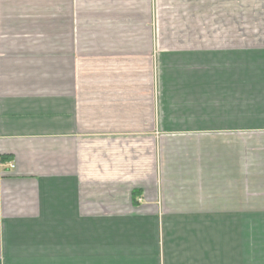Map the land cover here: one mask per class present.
<instances>
[{
  "label": "crops",
  "instance_id": "1",
  "mask_svg": "<svg viewBox=\"0 0 264 264\" xmlns=\"http://www.w3.org/2000/svg\"><path fill=\"white\" fill-rule=\"evenodd\" d=\"M0 264H264V0H0Z\"/></svg>",
  "mask_w": 264,
  "mask_h": 264
}]
</instances>
